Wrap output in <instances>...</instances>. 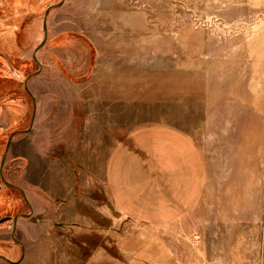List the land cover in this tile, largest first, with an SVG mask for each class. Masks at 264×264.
I'll use <instances>...</instances> for the list:
<instances>
[{
    "label": "rangeland",
    "instance_id": "rangeland-1",
    "mask_svg": "<svg viewBox=\"0 0 264 264\" xmlns=\"http://www.w3.org/2000/svg\"><path fill=\"white\" fill-rule=\"evenodd\" d=\"M49 7L47 39L35 52ZM41 89L55 97L40 109L62 139L51 151L74 150L85 134L87 144L118 136L120 147L151 128L184 135L204 182L177 241L184 264H264V0H0V169L11 183L32 168L13 154L15 139L32 131ZM33 135L46 153V133ZM99 152L88 146L81 155ZM46 160L31 163L45 173ZM31 196L0 173V219H9L0 224V264L22 246L23 256L46 252L32 242L45 239L48 216ZM113 213L119 231L134 227ZM15 215L24 229L15 237L28 229L22 246L11 234ZM91 231L85 245L78 234L55 231L62 250L78 255L60 264L84 262L100 245L114 253L111 240Z\"/></svg>",
    "mask_w": 264,
    "mask_h": 264
},
{
    "label": "crops",
    "instance_id": "crops-1",
    "mask_svg": "<svg viewBox=\"0 0 264 264\" xmlns=\"http://www.w3.org/2000/svg\"><path fill=\"white\" fill-rule=\"evenodd\" d=\"M36 94L38 112L32 131L26 138L15 139L20 146L13 154L19 163L28 161L32 168L21 172L19 183H12V187L38 198L40 208L32 209L46 211L47 235L40 242L38 239L32 242L41 249L45 245L46 252L32 251L24 256L22 253L12 259L8 254L6 257L10 260L4 257L1 260H6L7 264H48L45 262L53 259L54 264H60L62 260L77 259L75 253L62 250L55 231L68 230L71 237L78 234L84 239L95 229L100 234L94 235L104 237L106 242L111 240L117 254L100 245L84 262L75 264H184L177 241L185 233L183 222L199 205L204 184L193 143L176 131L151 128L134 134L132 140L121 147L118 136L110 145L103 142V138H99L98 144L94 141L87 144L85 134L74 150L63 154L51 151L50 148H58L62 142L56 137L59 124L54 123L52 114L41 112L40 107L55 97L43 89ZM34 132L46 133L47 138L42 137L50 144H46V153L40 149L45 144L38 146V138L30 137ZM88 146H96L100 152L89 159L82 157L81 151ZM44 158L47 159L46 170L39 173V164L31 162ZM97 189L105 192L110 204L103 203L101 195H96ZM39 191L45 194V207ZM88 209L99 214L100 222ZM113 210L134 227L122 226L119 231L120 219ZM17 221L15 233L24 230L21 225L18 227ZM13 230L12 227V238ZM27 231L23 240L14 238L16 243L23 245L28 238ZM82 243L85 245L86 240Z\"/></svg>",
    "mask_w": 264,
    "mask_h": 264
},
{
    "label": "water",
    "instance_id": "water-1",
    "mask_svg": "<svg viewBox=\"0 0 264 264\" xmlns=\"http://www.w3.org/2000/svg\"><path fill=\"white\" fill-rule=\"evenodd\" d=\"M57 5H58V4H57ZM49 8H50V7H49ZM49 8L47 9V12H48ZM44 27H45L44 41H43L42 43H40V44L38 45V47H39L40 45H42V44L45 42L46 38H47L46 21L44 22ZM34 115H35V109H34V112H33V115H32L31 125H32V122H33V120H34ZM26 131H27V130H26ZM13 135H14V134L12 133L11 136L9 137V139H8V143H7V145H6L5 152H4V155H3V158H2L1 168H2V166H3V164H4V160H5V158H6V154H7L8 149H9V144H10V142H11V139H12V136H13ZM0 173H1V175H2V177H3V179H4V181H5L6 184H8V185H13L11 182L7 181V180L4 178L1 169H0ZM24 197H25V199L27 200V198H26L25 195H24ZM17 218H18V215H15V216L13 217V220H14V227L16 226V220H17ZM3 257L9 259V258L6 257V256H3ZM9 260H10V259H9Z\"/></svg>",
    "mask_w": 264,
    "mask_h": 264
},
{
    "label": "flooded vegetation",
    "instance_id": "flooded-vegetation-1",
    "mask_svg": "<svg viewBox=\"0 0 264 264\" xmlns=\"http://www.w3.org/2000/svg\"><path fill=\"white\" fill-rule=\"evenodd\" d=\"M48 9V8H47ZM50 9V8H49ZM48 12H49V10H48ZM48 12H47V10H46V13H45V18H44V22L46 21V17H47V15H48ZM44 31H45V27H44ZM47 35H48V31H47ZM44 36H45V32H44ZM47 39V38H46ZM43 41H44V39H43ZM42 41V42H43ZM46 41V40H45ZM41 42V43H42ZM38 46L36 47V49H35V52L38 50ZM33 57H34V60L35 61H37L38 62V59H37V57H36V55L34 54L33 55ZM27 81H28V77H27V79L25 80V86H26V88H27ZM27 90H28V88H27ZM33 101H34V99H33ZM34 109H35V105H34ZM33 112H34V110H33ZM36 112V111H35ZM32 115H33V113H32ZM29 214V213H28ZM5 221H9V219L7 220V218L6 219H0V224L1 223H3V222H5ZM12 221H13V238H15V227H14V220L12 219ZM15 242H16V240H15ZM19 244H20V242H18ZM21 246H22V244H21ZM23 253V246H22V252H21V254Z\"/></svg>",
    "mask_w": 264,
    "mask_h": 264
},
{
    "label": "trees",
    "instance_id": "trees-1",
    "mask_svg": "<svg viewBox=\"0 0 264 264\" xmlns=\"http://www.w3.org/2000/svg\"><path fill=\"white\" fill-rule=\"evenodd\" d=\"M114 254H117V252L114 250Z\"/></svg>",
    "mask_w": 264,
    "mask_h": 264
}]
</instances>
